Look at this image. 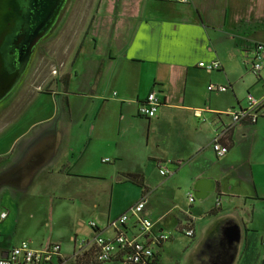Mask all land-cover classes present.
I'll list each match as a JSON object with an SVG mask.
<instances>
[{"label":"crops","instance_id":"crops-1","mask_svg":"<svg viewBox=\"0 0 264 264\" xmlns=\"http://www.w3.org/2000/svg\"><path fill=\"white\" fill-rule=\"evenodd\" d=\"M258 43L264 0H103L57 87L23 104L11 92L0 100V258L27 240L35 249L60 244L55 263L81 264L83 240L86 252L96 235L113 240L124 231L142 241L168 235L154 246L157 264H264V117L235 124L224 139L229 153L218 157L214 136L241 101L230 93L227 103L215 101L208 89L223 84L228 90L216 92L236 95L238 78L251 73L247 89L257 90L263 68L259 79L249 61ZM213 60L220 69L199 66ZM238 69L242 76H231ZM152 91L162 105L146 119L138 107ZM122 185L132 199L117 205ZM196 187L205 197L196 198ZM143 198L150 233L135 216L111 226ZM72 212L97 218L85 239L38 236Z\"/></svg>","mask_w":264,"mask_h":264},{"label":"built area","instance_id":"built-area-1","mask_svg":"<svg viewBox=\"0 0 264 264\" xmlns=\"http://www.w3.org/2000/svg\"><path fill=\"white\" fill-rule=\"evenodd\" d=\"M187 2L189 0H179ZM252 59L249 61L252 72L256 76H260V72L263 68L264 62V44H255L252 48ZM199 66L207 71H214L221 68V64L217 60L213 61H201ZM57 73L56 70L53 71ZM209 90H216L225 92L228 90V86L223 84H211L208 86ZM247 105L239 104L238 107L232 108L228 115L232 118L231 124H225L221 126L214 136L212 142V148L218 157H223L230 151V146L225 143L224 139L229 133L230 129L238 123H256L260 118L264 117V97L257 99L253 95L249 94L247 98ZM162 105L160 97L155 91L150 92L147 97L140 102L138 107V114L146 119L156 117L159 108ZM109 161V158L103 160ZM162 175H167L166 169L160 170ZM188 198L191 202L195 201L194 193H188ZM221 202H218L220 205ZM147 200L141 199L134 204L129 212L124 213L117 219L111 222V226L116 229L120 225L127 223L132 216H135L138 221L140 231L143 234L150 233L154 223L145 215ZM7 216V212L1 214V219ZM92 227H97V223L92 221L90 223ZM183 231L187 236L193 237L195 231L190 224L187 223L183 228ZM169 239L168 235H160L153 240L142 241L136 237H131L124 231H119L115 239H107L104 236L98 234L92 241L93 253L96 261L109 262L112 259L119 258L125 264H157V253L154 246L161 244L163 241ZM86 241L81 242L79 251L76 252L75 257L85 251ZM57 259L62 260L61 246L57 243H50L45 248L35 249L31 246L29 241L23 240L19 244L13 246L6 256L0 258V264H58L55 263Z\"/></svg>","mask_w":264,"mask_h":264},{"label":"rangeland","instance_id":"rangeland-1","mask_svg":"<svg viewBox=\"0 0 264 264\" xmlns=\"http://www.w3.org/2000/svg\"><path fill=\"white\" fill-rule=\"evenodd\" d=\"M102 1L103 0H68L66 6L56 14L55 19L57 22L53 29L54 31L50 36L44 38L40 44V53H36L34 55L33 61L31 62L29 68L26 65L24 73L19 79V82H17L16 86L11 91V93H13L12 96L17 94L19 95L18 98L21 99V101H19L20 104H23L27 100L31 99L34 95L33 91H50L57 87V82L60 81V76L62 75L63 77L65 70L70 67L75 57L76 51L80 46L84 33L86 32L88 25L91 23L94 13H96L99 9ZM25 5L22 7L23 13L21 17L23 19L20 20V23L24 21V18H33L35 13L31 3L28 2V4L26 6ZM18 8L21 10L20 5ZM11 35L13 38L20 37V35L17 36L16 32L11 33ZM15 45L16 44L12 43L11 50L16 48ZM54 70L57 71V76L52 74ZM242 74L243 70L238 69V72L230 75L233 77H240ZM262 76H264V62ZM238 79L240 82H238L237 87L234 89L236 95L233 94L232 90H229L228 93H220L215 91L212 92L213 99L221 103H227L229 99L228 95L230 93L233 95V97L237 96V98L241 101V104L246 106L249 94L257 97L256 95H259L262 91V85H264L262 81V83L259 84L260 87L257 90L247 89L248 84L252 82V79H256L253 74H243L242 79ZM227 81L225 82L226 84H228ZM248 92L250 93L248 94ZM88 187H90V185H86L85 189ZM125 187V185H122V202L118 203L117 205L129 202L132 199L130 191H127ZM124 196H127V200H125ZM102 197L103 203H106V194L103 193ZM117 205L115 204L113 210L114 214H116L117 210L120 208ZM66 212L68 211L66 210L65 213ZM71 215L73 218L68 221L69 223L63 224L61 219V222H54L51 228L43 229L38 236L45 239H48L50 236H52L53 239L57 240V238L60 237L64 238L69 235L77 234L79 239H85L87 237V232L90 229L89 222L92 220L97 222V218L88 214H81L77 216L74 212H72ZM79 221H83L84 224L79 226ZM0 233L3 234L1 228ZM19 237L21 236L19 235ZM105 264L123 263L110 262Z\"/></svg>","mask_w":264,"mask_h":264},{"label":"water","instance_id":"water-1","mask_svg":"<svg viewBox=\"0 0 264 264\" xmlns=\"http://www.w3.org/2000/svg\"><path fill=\"white\" fill-rule=\"evenodd\" d=\"M64 0H0V100L5 98L16 86L24 73L26 61L30 51L36 44L39 27L37 24L42 20L49 23L60 9ZM31 3L34 10L33 18L23 19V5ZM20 5L21 10L18 8ZM25 5V6H26ZM24 6V7H25ZM50 8L48 16H45ZM51 23V22H50ZM36 24V25H35ZM37 28V29H36ZM16 32L19 38H13L11 33ZM16 44L14 50L11 45ZM197 199L205 197L195 190ZM6 256V254L4 255Z\"/></svg>","mask_w":264,"mask_h":264},{"label":"flooded vegetation","instance_id":"flooded-vegetation-1","mask_svg":"<svg viewBox=\"0 0 264 264\" xmlns=\"http://www.w3.org/2000/svg\"><path fill=\"white\" fill-rule=\"evenodd\" d=\"M67 1L68 0H64L63 1V4L61 5V7H60V9L56 12V14L58 13V12H60L65 6H66V4H67ZM48 10H50V8H48L47 9V11H46V15L45 16H48V14H49V12L50 11H48ZM56 14L54 15V16H56ZM43 20V19H42ZM40 21L38 24H37V28L39 27L40 29V31H39V35H38V39H37V42H36V44L33 46V48L31 49V51H30V56H29V58H28V60L26 61V64H27V66H28V68H29V66H30V64H31V62L33 61V58H34V55L36 54V53H40V44L42 43V41L44 40V38L45 37H47V36H50L51 34H52V32L54 31L53 29H54V27H55V25H56V19H55V17H54V20L52 19L49 23H46V24H44L45 23V21ZM55 21V22H54ZM36 25V24H35ZM36 28V29H37Z\"/></svg>","mask_w":264,"mask_h":264},{"label":"trees","instance_id":"trees-1","mask_svg":"<svg viewBox=\"0 0 264 264\" xmlns=\"http://www.w3.org/2000/svg\"><path fill=\"white\" fill-rule=\"evenodd\" d=\"M259 79H262L261 76H259ZM64 82L67 84V80L65 79ZM127 178L130 182L140 186V187H145L144 180L140 175H135V174H128ZM93 248L76 256V260L78 263H83V264H105L106 262H98L95 259L94 253H93ZM157 259V258H156ZM121 261L119 258L112 259L111 261ZM109 261V262H111ZM107 262V263H109Z\"/></svg>","mask_w":264,"mask_h":264}]
</instances>
